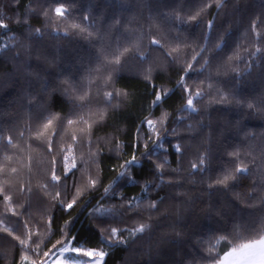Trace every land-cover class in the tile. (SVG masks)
<instances>
[{"label":"trees","instance_id":"trees-1","mask_svg":"<svg viewBox=\"0 0 264 264\" xmlns=\"http://www.w3.org/2000/svg\"><path fill=\"white\" fill-rule=\"evenodd\" d=\"M216 3L0 0L7 25L0 28V264H42L69 243L103 251V264H210L208 249L219 236L237 224L260 227L264 0ZM60 5L68 9L64 17L54 12ZM124 48L119 64L107 62ZM193 50L200 52L196 62ZM189 96L195 112L187 108ZM68 144L87 164L78 159L64 176L60 148ZM90 150L98 154L90 158ZM53 155L62 176L55 186ZM133 156L136 162L121 168ZM238 165L248 171L216 184ZM89 175L98 179L95 187H85ZM77 188L81 195L67 208ZM140 224L148 227L131 235ZM226 247L222 241L213 255Z\"/></svg>","mask_w":264,"mask_h":264},{"label":"snow or ice","instance_id":"snow-or-ice-1","mask_svg":"<svg viewBox=\"0 0 264 264\" xmlns=\"http://www.w3.org/2000/svg\"><path fill=\"white\" fill-rule=\"evenodd\" d=\"M220 0H217L216 7L219 8L221 7ZM206 7H211V4L206 5ZM54 12L56 16L58 17H64L66 13L68 12V9L65 8L63 5H60L58 7H55ZM47 15V13H46ZM200 13L197 12L196 15L191 16V20H195L197 16H199ZM177 19H179V16H177ZM7 25L4 23L2 19H0V28H6ZM73 28H79L80 31H84V28H81L80 25L78 24H73L71 25ZM209 27H211V22H209ZM252 31L256 33L257 37L261 36L260 31L257 29V25L255 23L252 24ZM39 31V30H37ZM91 35V33H89ZM152 44H159L160 42L156 39H153L151 41ZM217 47H219V44H217ZM129 51V48H124L122 51L119 52L118 55H115L111 58H106L108 63H115L119 64L120 63V56L124 55V53H127ZM178 51L177 48H172V52ZM204 49H200V52H203ZM256 51H260V48H257ZM194 54L192 56V61L196 62V57L200 55V52H196L193 50ZM171 54V53H169ZM231 59V58H230ZM204 63L207 64L208 60L204 59ZM193 67L192 63H188L186 68H185V73H187L188 70H191ZM109 80H111V76L109 75L107 79L105 80V83H107ZM180 84H184L183 78L179 81ZM189 89L186 87L185 91H188ZM167 93H165L166 95ZM112 92H105V97L106 98H111L112 97ZM119 95V93H117ZM196 96H200L201 93L199 91L195 92ZM80 100L85 99V95L82 94L78 97ZM161 99V96L158 94L156 96V101L153 103H156ZM222 99H226L222 98ZM262 105H264V101L261 102ZM255 105L250 103L248 105L249 108H253ZM187 108L190 111H197V108L193 104V99L192 96H189L187 99ZM83 123L87 124V121H82ZM68 125H72L74 123L73 120L69 119L67 121ZM52 124V120L49 119L47 123L44 125L45 129H48ZM147 125L153 129V131L159 135V130L156 129L155 125L156 122L148 119L147 120ZM90 128V125H89ZM22 135V133H21ZM39 135H43V133H40ZM52 135H55V132H52ZM72 141L74 143H78V137L73 135L72 136ZM9 144H12L11 138L8 140ZM15 146V145H13ZM73 146L74 144H68L66 148L61 147L60 148V153H62V158L59 162L60 165H62V174L64 176H67L69 172H71L73 169L77 168V161L78 159L80 160L81 163L87 164V161L84 160L82 153L77 156V154L73 151ZM47 150L49 153L53 152V140L51 139V136H49L47 140ZM177 151H180V147L177 146ZM98 153L97 152H91L90 150V158L95 157ZM233 156L239 157V153H232ZM136 162V157L133 156L131 160L126 161L124 165H121V168H124L126 170L128 165H131L132 163ZM206 163V159L204 156H201L199 158L198 164L199 165H204ZM52 168L49 173L50 180L54 182L53 186L60 184L62 176L60 173L57 172V167L58 162L56 159V155L52 156L51 160ZM158 168H163V165H158ZM198 167L197 164H193L192 168L196 169ZM86 170V169H84ZM82 170V171H84ZM2 171V169H0ZM13 172H15V169H12ZM248 171V168L243 165H238L234 171H228L225 172V174L216 180V184L219 185H224L227 186L228 182L230 180H235L237 179V173H246ZM121 176L125 175V171H122L120 173ZM98 183L97 178H92L90 175L87 177V185L85 187H95L96 184ZM211 186V185H210ZM47 187V185H45ZM111 188V185H109L108 188H105V194L108 193L109 189ZM4 190L0 188V194H3ZM82 189L77 188L76 194L73 197L72 202L68 203L66 205L67 208H71L73 206V203H75L76 198H78L81 195ZM60 195L59 192L56 193V196L58 197ZM12 197L10 195L4 194V200L6 202H10ZM151 208H155L156 204L153 203L149 205ZM15 214V213H13ZM27 227V225H25ZM148 225L146 224H140L138 227L132 230L131 235L135 236L138 233H142L146 230ZM5 231H8V229H4ZM118 233L117 228H111L110 229V234L112 237H115ZM12 233L9 231V235ZM222 241L227 242V247L226 250L223 251L222 254L219 252H216L215 255H213V252L215 251L216 247L220 245ZM20 243L23 245L25 244L24 240H20ZM63 243V242H60ZM38 247V245H37ZM61 254L63 255L64 253L71 252V253H77L80 254L82 253L84 256L92 258V264H101L103 261L105 253L103 251H84L80 247H72L69 244H64L63 247L60 249ZM208 252L211 256L210 264H264V220L260 222V227L257 228L254 225L251 224H237L234 226L233 231L224 235L219 236L217 238L215 245L212 247H209ZM98 257L99 259H96ZM23 259L27 260L28 257L25 256ZM31 264H36L35 261H32ZM61 264H82L81 261H76L74 260L71 256L66 257L64 260L61 261Z\"/></svg>","mask_w":264,"mask_h":264},{"label":"rangeland","instance_id":"rangeland-1","mask_svg":"<svg viewBox=\"0 0 264 264\" xmlns=\"http://www.w3.org/2000/svg\"><path fill=\"white\" fill-rule=\"evenodd\" d=\"M60 249H58L57 251L50 254L47 257V259L45 261H43L42 264H61V261L64 260L68 256H71L76 261H81L82 264H92V258L84 256L82 253L77 254V253L67 252V253H64L62 255L60 252ZM77 255H79V256L77 257ZM96 259H99V258L96 257ZM104 260H105V255H104V258H103V261L101 262V264L104 263Z\"/></svg>","mask_w":264,"mask_h":264}]
</instances>
